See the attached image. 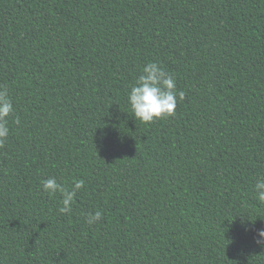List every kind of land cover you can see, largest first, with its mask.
I'll return each mask as SVG.
<instances>
[{"label": "trees", "instance_id": "trees-1", "mask_svg": "<svg viewBox=\"0 0 264 264\" xmlns=\"http://www.w3.org/2000/svg\"><path fill=\"white\" fill-rule=\"evenodd\" d=\"M151 61L184 99L144 123ZM0 85V264H264V0H0Z\"/></svg>", "mask_w": 264, "mask_h": 264}, {"label": "clouds", "instance_id": "clouds-1", "mask_svg": "<svg viewBox=\"0 0 264 264\" xmlns=\"http://www.w3.org/2000/svg\"><path fill=\"white\" fill-rule=\"evenodd\" d=\"M179 100L184 99V92L176 90V78L173 74L156 61L146 63L135 83L131 85L128 93V103L132 114L136 119L144 123L154 122L157 119L168 118L175 115ZM13 100L6 86L0 85V148H2L9 137V117L14 113ZM19 123V119H15ZM84 180L73 178L71 187H65L55 177H49L41 181L42 189L49 196L60 193L62 196V207L58 209L61 214L70 213L72 204L84 187ZM258 201L264 203V176L256 180L254 186ZM102 219V212L95 211L87 214V224H96ZM255 242L264 247V229L256 230Z\"/></svg>", "mask_w": 264, "mask_h": 264}]
</instances>
